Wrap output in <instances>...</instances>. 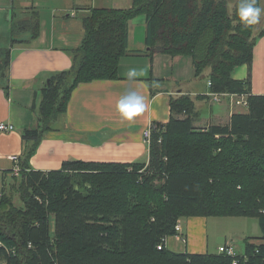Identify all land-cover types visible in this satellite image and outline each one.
<instances>
[{"label": "trees", "instance_id": "16d2710c", "mask_svg": "<svg viewBox=\"0 0 264 264\" xmlns=\"http://www.w3.org/2000/svg\"><path fill=\"white\" fill-rule=\"evenodd\" d=\"M238 2L230 10L227 0H132L129 8H93L82 18L83 37L71 52V67L49 76L37 124L22 131L30 146L18 176H12L23 205L0 191V264H232L224 253L157 248L164 236L175 234L177 219L188 216L258 218L263 241L245 239L246 259L237 255V264H264V94L252 93L250 74L232 76L241 65L250 73L252 49L264 27L241 23ZM140 14L150 57H191L195 76L209 72L211 92L246 95V111L232 113L226 125L197 128L193 100L171 96L170 119L151 134L146 165L73 160L59 170L31 169L29 158L65 113L73 89L118 78L128 21ZM14 20L7 35L13 45L22 43L13 36L21 29L37 36V13ZM13 45L0 64L5 89Z\"/></svg>", "mask_w": 264, "mask_h": 264}, {"label": "crops", "instance_id": "0c3cea01", "mask_svg": "<svg viewBox=\"0 0 264 264\" xmlns=\"http://www.w3.org/2000/svg\"><path fill=\"white\" fill-rule=\"evenodd\" d=\"M131 4L132 0H0L1 35L9 34L13 18L25 20L32 12L39 16L37 36L32 38L22 29L17 33L16 39L22 43L11 48L7 89L0 84V122L14 127L0 132V180L12 176L14 165H19L27 151L29 144L22 139V131L37 124V107L49 76L71 67V52L83 37L82 18L93 8L126 9ZM145 38V16L129 19L127 53L119 61L118 78L82 82L73 89L65 113L43 133L29 158L31 169L59 170L64 161L73 160L146 165L149 146L142 131L151 122L160 125L169 121L171 96L183 94L193 100L192 120L197 128L226 125L232 113L244 112L232 103L236 95L222 93L218 100L209 95V72L194 76L191 57L159 52L150 57ZM252 52L250 73L247 65H241L232 76L246 79L250 74L252 93L264 94V34L256 39ZM130 68L142 74L130 81L125 75ZM129 89L142 95L147 105L131 120L122 118L116 107ZM239 99H246V95ZM213 217L178 218L179 237L167 235L164 248L174 252L177 237L185 240L180 238L183 244L176 253L218 254V246L226 242L234 248L233 236L223 234V241L210 249L211 224L216 222H211ZM257 237L261 239L262 233ZM242 241L243 253L236 254L245 252Z\"/></svg>", "mask_w": 264, "mask_h": 264}, {"label": "rangeland", "instance_id": "374dc122", "mask_svg": "<svg viewBox=\"0 0 264 264\" xmlns=\"http://www.w3.org/2000/svg\"><path fill=\"white\" fill-rule=\"evenodd\" d=\"M236 2H237V0H227V4H228V7L230 10ZM260 7L264 8V0H260ZM14 21L17 22V20H14ZM257 25H259L260 29L262 27H264V15L261 16L260 22ZM16 33H14V35H13L14 38L16 37ZM7 35L8 34H3L2 36H0V64L3 63V61H4V64H6L7 52L9 50L10 46L13 45V43L10 42V40H9V36H7ZM16 44H18V43H16ZM16 44H14V45H16ZM204 71H207V69H205ZM208 84H209V79L207 81V85ZM226 94H229V93H226ZM229 95L230 96L236 95L237 99L233 100L232 103L235 106H240L239 110H242V111L246 110V107L243 106V103H242V105H241V103H239V101L241 100V99L239 100L240 95H238V94H229ZM219 97L220 96H218V98L216 100H218ZM212 98L214 99L213 96H212ZM182 116H185V114L182 113L179 115V117H182ZM156 125H158V124H156ZM14 176H18V175H14ZM76 178H77V176L73 179L76 180ZM154 182L160 183V184L162 183V181L158 180V179H155ZM16 184L17 183L15 182L13 176H6L2 180H0V190H2V192H4L5 194H10L12 196L13 203L17 207H21L23 205V203L19 198L18 191H16ZM73 188H75L77 190L78 188H80V186L75 184L73 186ZM213 218H214V219H212L213 221L210 219L211 222H214V221H216V222L211 224V231H210L211 248L210 249L215 248V245H217L218 243L223 241V238L221 239V236L223 234L233 236V238H234V249H235L234 251H236L239 254L243 253L242 238L244 239V242L246 239L248 242L254 243L256 245L261 243V239H259L257 237V235L262 233L260 221L258 218L243 217V216H215ZM242 233H245V234H242ZM177 244H178V246H177ZM182 244L183 243L180 240V238L177 237V239H175L174 246H173L174 252L177 250H180L182 247ZM217 250H218V248H217ZM239 254H237V255H239ZM244 254H245V252H244ZM138 258L140 260L147 261L145 258H142V257H138Z\"/></svg>", "mask_w": 264, "mask_h": 264}, {"label": "clouds", "instance_id": "9594fccd", "mask_svg": "<svg viewBox=\"0 0 264 264\" xmlns=\"http://www.w3.org/2000/svg\"><path fill=\"white\" fill-rule=\"evenodd\" d=\"M259 0H239L237 14L239 21L245 26L251 27L259 24L261 16L264 15V8L258 6ZM142 73L135 68L126 72V78L133 80ZM116 107L122 118L131 120L133 117L142 114L146 110L145 98L137 91L126 90L117 101Z\"/></svg>", "mask_w": 264, "mask_h": 264}, {"label": "built area", "instance_id": "2783aa9c", "mask_svg": "<svg viewBox=\"0 0 264 264\" xmlns=\"http://www.w3.org/2000/svg\"><path fill=\"white\" fill-rule=\"evenodd\" d=\"M210 85V82L209 84ZM209 94L211 96L214 97V99H217L218 96H220L222 93H215V92H211L209 91ZM240 100V99H239ZM239 103H243V106H247V99H241L239 101ZM14 129L13 125L11 124H8V123H3V122H0V132H6V131H12ZM159 130V125H156L154 123H149L142 131V134H143V141L149 146L150 145V142H151V134L153 132H157ZM20 170V167L18 164L14 165L13 169H12V173L13 175H18L19 174V171ZM139 171H142L139 170ZM174 229H175V236H178L179 237V232H180V224L178 222H176L175 226H174ZM181 239L185 240L184 238L180 237ZM165 241H166V236L162 238L161 242L157 245V248L158 249H161L162 247H165ZM218 252L219 254L221 253H224L226 254L227 256L231 257L232 258V264H237L238 263V258H237V254L235 253L234 251V248L232 246L231 243L229 242H226L225 244L223 245H220L218 247ZM244 259H246V256L243 254L242 256Z\"/></svg>", "mask_w": 264, "mask_h": 264}, {"label": "water", "instance_id": "95a60500", "mask_svg": "<svg viewBox=\"0 0 264 264\" xmlns=\"http://www.w3.org/2000/svg\"><path fill=\"white\" fill-rule=\"evenodd\" d=\"M49 80H47V84H48Z\"/></svg>", "mask_w": 264, "mask_h": 264}]
</instances>
